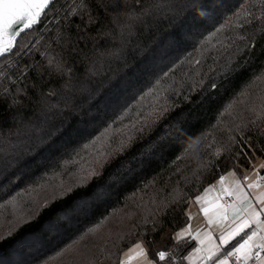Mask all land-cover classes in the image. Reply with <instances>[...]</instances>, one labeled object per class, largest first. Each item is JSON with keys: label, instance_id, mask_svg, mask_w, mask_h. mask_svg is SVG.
Returning <instances> with one entry per match:
<instances>
[{"label": "trees", "instance_id": "16d2710c", "mask_svg": "<svg viewBox=\"0 0 264 264\" xmlns=\"http://www.w3.org/2000/svg\"><path fill=\"white\" fill-rule=\"evenodd\" d=\"M130 2L142 7L135 0ZM241 2L173 0L174 10L138 28L122 51L111 9L95 10L97 19L87 27L86 17L84 21L74 17L69 47L75 45L76 51L68 54L66 67L74 84L88 87L71 102L63 87L68 76L37 74L21 61L24 79L10 82L6 93L0 90V141L16 145L9 156H0V161L5 157L14 163L0 165L11 166L10 172L4 169L0 174V207L22 193L23 221L16 226L10 219L0 225V264H16L17 250L35 235L46 251L20 254L31 259L27 264H58L57 253L94 227L108 230L103 237L98 232L89 234L79 245L86 243L93 264H120L123 253L136 243L144 244L156 264H182L194 242H177L175 234L187 226L191 203L225 173H244L257 160H264V122L257 121L259 127L248 123L250 113L243 103L235 104L231 114L224 111L252 79L264 74V28L256 27L254 34L245 28L237 30L255 46L241 47L227 73L216 77L224 61H214L213 52L204 53L203 67L188 62L200 57L201 43ZM232 35L225 32L221 38ZM29 39L26 32L18 46ZM35 59L42 57L37 53ZM25 60L34 63L31 57ZM92 71L98 74L90 77ZM213 77L216 87L209 89ZM17 88L25 90L18 92ZM248 91V99L256 101L259 89ZM57 103L63 107L38 134L43 138L30 137L29 128L41 125L45 109ZM112 127L117 131L111 137L116 138L109 142L104 157L86 169L91 181L86 184L89 178H84L76 187L34 204L29 211L30 203L40 195L33 188L65 170L77 156L71 154L75 146L90 144ZM129 137L130 146L122 147ZM102 159L106 160L103 164ZM93 188L100 195L95 212L77 214L67 230L60 228L62 240L56 242L45 231L49 222L64 225L69 201ZM0 211V217L6 218ZM97 245L107 246L100 252ZM161 251L175 259L159 261L156 254Z\"/></svg>", "mask_w": 264, "mask_h": 264}, {"label": "snow or ice", "instance_id": "6c2138e0", "mask_svg": "<svg viewBox=\"0 0 264 264\" xmlns=\"http://www.w3.org/2000/svg\"><path fill=\"white\" fill-rule=\"evenodd\" d=\"M135 3L142 4V7H134L130 0H109V2H105V0H0V90L6 93L10 82L15 84L16 81L24 79L25 72L20 67L21 61H24V68L37 74L46 72L49 75L59 77L68 76V79L63 81V87L67 93V101L71 102L74 95L88 87L85 84H74L73 78L68 75L66 67L69 59L68 54L76 51L75 45L69 47L70 44H73V38L69 32L72 23H74L73 18L84 21L86 17L85 27H87L95 23L97 19V16L94 15L95 10L104 9L107 11L111 9L114 31L122 41V51L123 44L130 42L138 28L147 26L152 19L166 12H171L176 7L173 0H148L146 5L143 0H135ZM246 25H254V27L246 28ZM79 27L77 25L78 29ZM256 27L264 28V0H242L238 10L231 16H227L223 23L201 43L203 51L200 57L188 62L203 67L204 53L213 52L212 59L214 61L219 62L220 58H223L224 61L220 65L221 72H217L216 77L220 76L222 72L227 73L241 47L251 49L255 46L248 36L237 30L245 28L247 33L254 34ZM25 32L29 34L31 39L28 43L18 46L17 38ZM225 32H232L233 35L221 38ZM77 35H79V32ZM237 40L244 43L237 44ZM205 45L208 47H204ZM37 53L42 57L41 60L35 59ZM17 57L19 59H16ZM25 57H31L34 63H29L25 60ZM117 58H122V56L118 55ZM187 59L185 57V60ZM211 67L214 70L215 66ZM97 74L96 71H92L90 77ZM164 75H168V73ZM13 77H15V80L12 79ZM216 77L212 78V82L208 85L209 89L216 87ZM224 78L227 79V76ZM262 85H264V74L257 75L252 79L224 111L231 114L235 104L243 103L245 109L250 113L248 123L259 127L257 121L264 122V87H261ZM249 88L259 89L256 101L248 99L250 96ZM16 90L23 92L25 89L17 88ZM62 107L59 103L47 107L42 124L29 128L30 137L42 139L43 137L38 134L44 131V127L49 120H54L59 116ZM243 126L247 127V124ZM239 127L240 125H237V128ZM45 135H48V133H45ZM130 140L131 137L126 139L122 143V147L130 146ZM92 143L94 145L96 141ZM15 147L16 145L10 143L6 145L4 141H0V156L10 154V149ZM261 151L264 152V149H261ZM216 155H219V152ZM105 162L106 160H101V164ZM259 167L264 168V162ZM254 174L257 178L248 182L247 188L257 190L264 187V176L260 175L259 169H255ZM229 177L232 178L231 188L225 186V181ZM250 179V177H244L245 181ZM219 183L222 191L233 197V200L226 208L217 205V207L222 208V211L217 215L227 220L230 209L234 227L221 232L219 244L213 240L211 232L203 235L199 232L196 233L192 239L198 240L201 247L197 248L192 255L184 257V259H187L189 264H196L197 261L200 264H208L220 255L222 247L227 246L233 239L244 233L245 229H251L245 235L243 242L226 253L222 259L216 260V264H230V260L233 259L235 264H264V219H262V214H264V192L256 195V202L253 203L249 198V193L245 191V185L242 184L240 179L236 178L235 172H230L227 177L222 176ZM211 190L208 189L207 191ZM205 195H207V192ZM204 199L205 197L197 198V203H201ZM99 201L100 195L96 193L95 188L82 193L76 197L75 201H69L70 207L66 213L64 225L60 226L55 222H49L48 229L60 232V228L63 227L67 230L68 226L74 223L77 214L89 215L94 213ZM12 203H15V201H12ZM257 205L260 207L258 208ZM202 211L205 216H208L209 210L204 208L203 205ZM208 223L213 224L214 221L209 218ZM97 232L98 228H89L87 233L61 249L57 253V257L68 255L71 257L69 264H82L80 258L85 256V253L79 245L81 241L88 238L89 234L95 236ZM191 234L192 229L189 226L177 233L176 240L179 242L191 236ZM106 246L104 245V247ZM97 247L100 252L104 251V247L99 245ZM156 255L159 261L175 259L164 251ZM133 261H136L137 264H156L154 260L149 259V254L141 243H136L128 252L124 253V258L120 261V264H133ZM87 264H93V261L89 259Z\"/></svg>", "mask_w": 264, "mask_h": 264}, {"label": "rangeland", "instance_id": "374dc122", "mask_svg": "<svg viewBox=\"0 0 264 264\" xmlns=\"http://www.w3.org/2000/svg\"><path fill=\"white\" fill-rule=\"evenodd\" d=\"M123 103V101H121V104ZM103 122V121H102ZM107 121H105L106 123ZM96 128V127H95ZM89 130V129H88ZM117 129L113 130L112 128H107V130H105L104 132H102L95 140L96 143L93 145V141L90 144H83L81 147H77L75 146L74 149L71 154L73 155H77L73 160L68 162V165H66L65 170H63L62 172H59L58 175L56 176H52L49 179L43 180L42 182H40V185H38L36 188H33V190H35L34 194H40L38 197L35 198V202H31L28 210H32L34 204L43 201L45 199L48 198H52L57 196L58 194L62 193V192H66L67 190L72 189L73 187H76V185H78L79 183H81L82 179L84 178H89L86 182L89 183L91 181V172L86 171L87 167L91 164V162H94L97 159H101L104 157V153L107 150L108 146H109V142L111 141V139H115L112 136V132L114 134H116ZM91 132V131H89ZM77 147V148H76ZM72 149H70L69 151H71ZM6 156H9L6 155ZM75 159H78L79 161L76 162ZM2 162H6L5 165H14V163L11 162V159H5L2 158L0 161V165L2 164ZM67 164V162H66ZM3 165V164H2ZM79 167V169H76V167ZM10 167L11 166H7V168H2V166H0V174H3L4 172L2 170H5V173L10 172ZM83 170V171H81ZM263 170V169H262ZM80 171L83 174H79ZM85 184V185H86ZM6 190V188L4 190H2L1 192L3 193ZM8 192H6L7 194ZM26 197V196H25ZM12 201H15V203H12ZM21 201H24L23 198V194H17L16 196H14L13 198H11L8 202V204L1 206L0 210H3L7 216L6 218H1L0 217V225L2 224H6L9 222L10 219H12V221L14 222V224L16 226L20 225L23 221V207L21 204ZM193 205V202L190 205V208L188 210V213L190 215V217L192 218L193 213H192V208L191 206ZM15 211H18V215L16 214ZM1 213V211H0ZM48 229V226L46 227L45 231ZM108 230L107 228H103L101 230L98 231V234L103 237L105 235V231ZM180 232V231H178ZM177 232V233H178ZM48 235H50L51 237H53L54 239H56V242H58L59 240H62V233L61 232H56V231H49L48 229ZM175 234V238L176 235ZM88 241H91V239H89ZM55 243V242H54ZM46 247V246H45ZM43 247L42 244V240L40 237L38 236H33L32 238L27 239L26 241H24L23 246L17 250L18 252V256L14 253L13 257H16L15 260L17 261L16 264H27L31 259H28V257L21 256L20 254L28 252L32 255H40L45 253L46 248ZM45 248V249H44ZM83 252L85 253V256L81 257V261L82 264H87L88 260L91 259V254L86 253V243L84 245H82L80 247ZM129 250H126L124 253L128 252ZM124 258V254L122 255V259ZM71 259L70 256L65 255L63 257H58V264H69V260ZM133 264H137L136 261H133Z\"/></svg>", "mask_w": 264, "mask_h": 264}, {"label": "crops", "instance_id": "0c3cea01", "mask_svg": "<svg viewBox=\"0 0 264 264\" xmlns=\"http://www.w3.org/2000/svg\"><path fill=\"white\" fill-rule=\"evenodd\" d=\"M262 162H264V160H257L254 166L248 171H245L244 173H239L237 171H229L223 175L224 177H227L230 172H235L236 178L240 179L242 184L245 185V191L249 193V198L253 201V203L256 202L255 201L256 195L264 192V187H261L257 190H253V189L247 188L246 185L248 182H251V180H255L257 178L254 174L255 169H259L260 175L264 176V168L259 167ZM244 177H250L251 179L249 181H245ZM220 179L221 178H219L213 185L207 187L197 197V198L205 197V199L201 201V203H197V198H196L193 202V205L191 206L193 216L191 218L189 215L190 220L185 228H188L190 226L192 229V234L191 236L186 237L185 239H191L194 242V245L186 252L184 257L192 255L193 253H195L197 248L201 247L198 240L192 239V237L195 236L196 233L199 232L201 233V235H203L204 233L211 232L213 240H215V242L219 244L220 243L219 237L221 235V232L223 230H229L230 227H234V225H232V216H231L230 209L228 211L229 218L227 220H224L220 215H217V213L222 211V208L217 207V205L223 206V208H226L228 206L223 201V198L226 196V194L222 191L221 185L219 183ZM231 181H232V178L229 177L225 181V186L231 188L232 187ZM208 189H212V190L207 191ZM206 192H207V195H205ZM202 205L204 208H207L209 210L208 216H205L204 212L202 211ZM257 207L259 208L260 206L257 205ZM209 218H211L214 221L213 224L208 223ZM262 219H264V214H262ZM185 228L180 230V232L183 231ZM250 231L251 229H245L244 233H241L240 236H237L235 239H233L227 246L222 247L220 255L216 257L215 260L208 262V264H216V260L222 259L226 255V253L233 250L235 246L239 245V243H242L245 235L249 233ZM134 245L131 246L130 248L134 247ZM130 248H128L127 250H129ZM144 248L147 251L145 246ZM184 257L182 259V264H189V261L187 259H184ZM149 259H151L150 256H149ZM196 264H200V262L197 261ZM230 264H235L234 259L230 260Z\"/></svg>", "mask_w": 264, "mask_h": 264}, {"label": "built area", "instance_id": "2783aa9c", "mask_svg": "<svg viewBox=\"0 0 264 264\" xmlns=\"http://www.w3.org/2000/svg\"><path fill=\"white\" fill-rule=\"evenodd\" d=\"M232 197L231 196H228L226 195L224 198H223V201L226 205L230 204L232 202ZM227 202V203H226Z\"/></svg>", "mask_w": 264, "mask_h": 264}, {"label": "water", "instance_id": "95a60500", "mask_svg": "<svg viewBox=\"0 0 264 264\" xmlns=\"http://www.w3.org/2000/svg\"><path fill=\"white\" fill-rule=\"evenodd\" d=\"M26 33V32H25ZM25 33H21V35L17 38V43H18V41H19V39L23 36V34H25Z\"/></svg>", "mask_w": 264, "mask_h": 264}]
</instances>
